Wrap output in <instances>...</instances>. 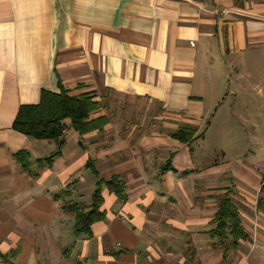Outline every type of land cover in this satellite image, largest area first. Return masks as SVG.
Segmentation results:
<instances>
[{"label":"crops","instance_id":"crops-1","mask_svg":"<svg viewBox=\"0 0 264 264\" xmlns=\"http://www.w3.org/2000/svg\"><path fill=\"white\" fill-rule=\"evenodd\" d=\"M263 75L264 0H0V264H264V162L247 146L264 148ZM61 89L93 97L104 126L65 120L61 147L13 128ZM211 135L239 147L210 163ZM89 160L123 198L102 186L103 219L76 236L63 206H89ZM224 194L249 237L226 255L210 234Z\"/></svg>","mask_w":264,"mask_h":264},{"label":"trees","instance_id":"trees-1","mask_svg":"<svg viewBox=\"0 0 264 264\" xmlns=\"http://www.w3.org/2000/svg\"><path fill=\"white\" fill-rule=\"evenodd\" d=\"M98 107L99 103L87 94L70 96L63 89L58 94L43 91L40 102L37 105L20 107L13 128L35 139L53 140L61 147L63 144L62 123L65 120H69L70 126L79 134L96 128L101 129L104 126L105 119H89L90 114ZM195 131L193 127L185 125L174 132L173 136L187 143L193 140ZM25 156L23 153H19L16 156L23 166L26 165V160L23 159L26 158ZM55 156L56 154L48 158L47 162H50ZM94 166V162L89 160L87 168L91 170L97 179L96 189L91 196L89 206L84 204H65L63 206L64 210L75 214L76 236H91L90 226L103 219L104 215L100 212V189L102 186H106L109 190L116 193L120 199L123 198L124 188L120 181L117 178H112L108 181L99 179ZM257 208L264 211V202L259 200ZM213 224L215 227L210 231V234L214 240H217L216 245L220 246L224 255L236 249L239 241L249 239L241 226L236 207L231 203L226 194L218 198Z\"/></svg>","mask_w":264,"mask_h":264},{"label":"rangeland","instance_id":"rangeland-1","mask_svg":"<svg viewBox=\"0 0 264 264\" xmlns=\"http://www.w3.org/2000/svg\"><path fill=\"white\" fill-rule=\"evenodd\" d=\"M262 82L264 83V75H263V78H262ZM262 113H264V109H263V112ZM208 139H209V141L207 143H204L203 145H200V144H202L200 142L199 147L200 146L201 147L203 146L204 147L203 148L204 151L207 150L208 147H209V149L214 150V151L209 152L208 162H210V163L211 162H215L216 160H218L220 158L221 154L220 153L218 154V151L220 149H222L223 147H225V148L229 147L231 149H234V148L239 147V146H237V145L234 144L233 140L228 143L229 145H226L225 139L224 138H221L219 136L217 137V136L211 135V136L208 137ZM244 140L246 141L247 138H244ZM258 140L260 141V145L263 144V142H264V119L261 122V130H260V135L258 136ZM247 146L251 148V151L252 152L254 151V149H255V151H257L258 149H260L259 150V153L257 151L256 156H258V154H260L261 155V159L263 160L261 162H264V148L263 149L262 148H258V146H256L255 143H252L251 145L248 144ZM205 147H207V148L205 149ZM252 152L251 153H247L246 154V157H252V155L254 156V153H252ZM229 153L230 154H227V156L230 155L232 157L231 152H229Z\"/></svg>","mask_w":264,"mask_h":264},{"label":"built area","instance_id":"built-area-1","mask_svg":"<svg viewBox=\"0 0 264 264\" xmlns=\"http://www.w3.org/2000/svg\"><path fill=\"white\" fill-rule=\"evenodd\" d=\"M191 45H193V44H191Z\"/></svg>","mask_w":264,"mask_h":264}]
</instances>
